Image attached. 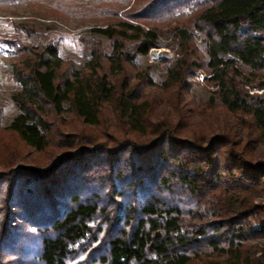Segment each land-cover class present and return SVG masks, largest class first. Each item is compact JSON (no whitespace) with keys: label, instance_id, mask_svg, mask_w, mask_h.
Returning <instances> with one entry per match:
<instances>
[{"label":"trees","instance_id":"1","mask_svg":"<svg viewBox=\"0 0 264 264\" xmlns=\"http://www.w3.org/2000/svg\"><path fill=\"white\" fill-rule=\"evenodd\" d=\"M28 1L97 26L80 64L36 24L5 41L18 90L4 131L17 147L0 151V264H264V94L245 88L264 91V0ZM163 37L176 57L157 82L138 61ZM198 72L215 90L189 107ZM151 87L168 98L163 118ZM217 109L243 133L207 130ZM65 115L84 129L63 131Z\"/></svg>","mask_w":264,"mask_h":264},{"label":"rangeland","instance_id":"2","mask_svg":"<svg viewBox=\"0 0 264 264\" xmlns=\"http://www.w3.org/2000/svg\"><path fill=\"white\" fill-rule=\"evenodd\" d=\"M133 5L134 2H124L123 6L126 10H129ZM22 22L36 24L42 29L45 35L53 39L59 46L60 55L66 64L70 62L80 64L82 62L80 38L89 35L91 29L97 26V22L81 16L70 17L64 20L49 17L44 8L33 5L28 0L9 7H0V151L1 149L6 150L17 147L15 138L4 131L17 114V109L12 100V94L18 90L12 75V66L17 62V55L15 50L7 45L5 41L16 35L14 24ZM195 41L203 52V42L198 38ZM103 42L109 52L110 49L107 40L103 38ZM169 43L170 40L166 37L161 38V48L151 50L148 56L142 57L138 61L141 69L152 67L154 79L157 82H161L164 78L163 69L167 62L166 60L176 57L174 52L176 49L174 48L175 50L173 51L171 47H168L167 45ZM205 79L206 75L202 72H198L196 75L189 77V81L193 84L192 91L187 95L189 107L207 104L211 99V92L215 89L208 86ZM245 88L251 95L264 94V91L258 90L257 88L250 86ZM147 94L149 99L153 101L157 118H163L170 113L168 98L158 88H149ZM216 103L220 105L219 101ZM64 117L65 124L62 129L66 133H76L84 129L83 124L78 119L70 115H65ZM204 121L206 122L205 128L210 132L218 133L224 130L235 132L240 130L243 133L235 120L230 115L225 114L221 109H217L212 118L202 120V122ZM257 151L259 157L264 158V146L259 147ZM18 153L22 159H27L34 166L46 168L52 162V155L50 154L41 155L21 149L18 150ZM1 164L2 162L0 161V170L3 168ZM262 242L264 246V240Z\"/></svg>","mask_w":264,"mask_h":264}]
</instances>
